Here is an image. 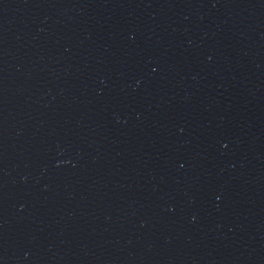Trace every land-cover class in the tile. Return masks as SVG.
<instances>
[{
    "label": "water",
    "instance_id": "95a60500",
    "mask_svg": "<svg viewBox=\"0 0 264 264\" xmlns=\"http://www.w3.org/2000/svg\"><path fill=\"white\" fill-rule=\"evenodd\" d=\"M0 264H264V0H0Z\"/></svg>",
    "mask_w": 264,
    "mask_h": 264
}]
</instances>
